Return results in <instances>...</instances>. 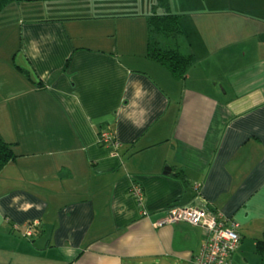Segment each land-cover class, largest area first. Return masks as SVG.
I'll return each instance as SVG.
<instances>
[{
	"label": "crops",
	"instance_id": "crops-1",
	"mask_svg": "<svg viewBox=\"0 0 264 264\" xmlns=\"http://www.w3.org/2000/svg\"><path fill=\"white\" fill-rule=\"evenodd\" d=\"M156 1L0 10V264H198L206 230L163 221L176 204L238 218L231 264H260L264 0H170L182 32L158 39L194 54L184 78L147 54Z\"/></svg>",
	"mask_w": 264,
	"mask_h": 264
},
{
	"label": "built area",
	"instance_id": "built-area-1",
	"mask_svg": "<svg viewBox=\"0 0 264 264\" xmlns=\"http://www.w3.org/2000/svg\"><path fill=\"white\" fill-rule=\"evenodd\" d=\"M100 142L112 145L115 149L120 143L111 128H103L98 133ZM187 220L202 225L206 230V240L195 261L198 264H231V255L240 238L238 218L223 211L218 212L198 205H174L163 221ZM37 221H31L25 233H32V226Z\"/></svg>",
	"mask_w": 264,
	"mask_h": 264
},
{
	"label": "trees",
	"instance_id": "trees-1",
	"mask_svg": "<svg viewBox=\"0 0 264 264\" xmlns=\"http://www.w3.org/2000/svg\"><path fill=\"white\" fill-rule=\"evenodd\" d=\"M11 1L13 0H0V10H2V8ZM156 4L161 6L163 10H154L147 16V54L166 64L176 77L184 78L186 76L188 68L195 62L196 57L192 53L183 52L178 46H169L163 48L162 46H160L158 39L160 35L176 37L182 32V27L180 24V14L171 10L170 0H157ZM15 156L16 153L11 142L6 140L0 134V170L9 159ZM176 171L177 172L175 173L177 175H180L179 173H184V171L180 169H177ZM211 210H214L216 212L219 211L218 209ZM239 233L240 238L238 240L236 248L238 247L241 239L240 230ZM236 248L234 249V251L236 250ZM255 250L260 256V264H264V231L256 239Z\"/></svg>",
	"mask_w": 264,
	"mask_h": 264
},
{
	"label": "rangeland",
	"instance_id": "rangeland-1",
	"mask_svg": "<svg viewBox=\"0 0 264 264\" xmlns=\"http://www.w3.org/2000/svg\"><path fill=\"white\" fill-rule=\"evenodd\" d=\"M159 37H160V36H159ZM42 243H43V242H42ZM55 252H56V259H57V258H60V259H58V260H61L59 263H61L62 260H63V261L68 260V258H65L64 255L62 254V252H61L60 250H56ZM65 256H66V255H65ZM43 260H44V261H43L44 263H45V262L50 263V260H52V259H49V257H48V259H43ZM51 262H52V261H51ZM57 262H58V261H57Z\"/></svg>",
	"mask_w": 264,
	"mask_h": 264
}]
</instances>
